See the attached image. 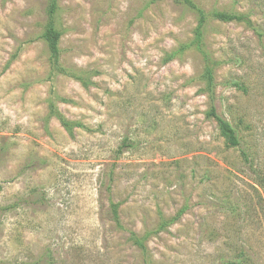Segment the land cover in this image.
I'll list each match as a JSON object with an SVG mask.
<instances>
[{
  "label": "rangeland",
  "instance_id": "obj_1",
  "mask_svg": "<svg viewBox=\"0 0 264 264\" xmlns=\"http://www.w3.org/2000/svg\"><path fill=\"white\" fill-rule=\"evenodd\" d=\"M196 2L254 25L211 20L200 49L173 0H58L61 64L84 86L50 75V0H0V264H264V0ZM53 92L85 125L74 135L49 114ZM181 210L146 258L131 232Z\"/></svg>",
  "mask_w": 264,
  "mask_h": 264
},
{
  "label": "trees",
  "instance_id": "obj_2",
  "mask_svg": "<svg viewBox=\"0 0 264 264\" xmlns=\"http://www.w3.org/2000/svg\"><path fill=\"white\" fill-rule=\"evenodd\" d=\"M173 1L176 4L182 5L195 13L198 23L195 29V37L193 43L200 49H202L204 28L206 27L207 23L211 20H220L225 22L239 21V22H244L249 26L254 25L250 17V14L248 13H242L233 10H223L218 8L205 10L199 3L196 2V0H173ZM57 11H58V0H50L49 20L42 33V37L47 43L50 52V57H49L51 64L50 75L53 77L58 75H68L80 81L84 86H88L89 81L87 80V77L82 74V72L72 71L71 69L65 68L61 64V49L59 43L63 32L57 26V22H56ZM186 47L187 45L184 44L182 45L180 50H184ZM203 54L206 62L203 77L206 81L208 89L212 90L216 84L212 61L207 53L204 52ZM53 95L54 96L51 97L48 101L50 116L56 117L70 135H74V132L77 128H84L85 125H83L81 122L67 118L59 110L56 101L60 96H58L56 92H53ZM207 117L212 118L217 122L218 130L220 134L224 137L226 145L228 147L241 146V141L239 139L237 130L227 120H225L220 116V114L218 113L217 109L214 106H212L210 110L207 112ZM133 145L134 143L132 142V140L126 137L123 139V143L118 147L117 153L120 154L124 152V149L133 147ZM110 175L112 180L113 171H111ZM119 206H120L119 203H116L112 200L110 201V214H111L110 216L111 219L117 224V226L123 228L119 214ZM182 213L183 210H181L178 213V215L172 218L169 219L163 218L162 221L159 223V225L156 227V229L146 231L143 235H139L135 232H131L130 235L131 240L135 245H137V247L143 252V254L147 258L148 247L146 245V242L150 238V236L153 233L157 234L161 231H164L168 227L169 223L173 222L174 220H177ZM146 260H147L146 264H151L148 261L149 260L148 258ZM236 264H240V263H236Z\"/></svg>",
  "mask_w": 264,
  "mask_h": 264
}]
</instances>
